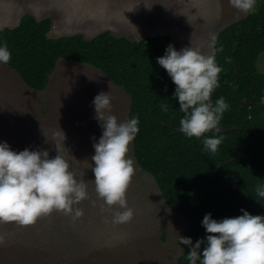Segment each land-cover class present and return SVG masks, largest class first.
<instances>
[{"label":"rangeland","instance_id":"obj_1","mask_svg":"<svg viewBox=\"0 0 264 264\" xmlns=\"http://www.w3.org/2000/svg\"><path fill=\"white\" fill-rule=\"evenodd\" d=\"M26 12L51 17L53 37L91 38L105 30L133 40L169 34L177 50L192 46L206 55L214 54L212 35L247 15L229 0H0V29L16 26ZM258 67L264 72V52ZM102 91L110 92L112 114L129 119L130 96L90 65L60 59L46 88L37 91L0 64V142L14 151L48 150L50 157L58 146L89 192L77 205L83 215L76 220L53 212L28 226L0 222V264H178L187 221L139 166L133 142L129 155L136 170L127 191L133 218L115 222V206L95 193L93 138L98 141L102 129L92 102Z\"/></svg>","mask_w":264,"mask_h":264},{"label":"trees","instance_id":"obj_2","mask_svg":"<svg viewBox=\"0 0 264 264\" xmlns=\"http://www.w3.org/2000/svg\"><path fill=\"white\" fill-rule=\"evenodd\" d=\"M52 26L51 17L39 19L26 12L16 26L1 28L0 44L6 43L11 52L10 62L2 65L14 69L37 91L46 88L60 59L90 65L123 88L131 98L129 119L138 117L140 122L133 141L134 157L154 177L166 203L186 219V237L193 243L206 238L202 220L208 213L217 220L242 215L241 209L264 215L244 195L217 189L213 180L222 162L254 153L257 136L244 130L219 133L223 140L213 154L204 150L200 139L187 138L179 130L184 114L173 97L176 85L156 59L165 54L171 35L133 40L105 30L91 38L82 33L53 37ZM221 47L222 51H216ZM263 52L264 0H257L254 14L224 27L216 38L213 55L223 71L211 98L215 102L224 97L230 105L222 126L251 128L262 135L264 143V72L258 67ZM218 181L243 189L264 205V198L255 195L256 185L264 183V148L254 158L222 168ZM188 251L185 245L178 264H188Z\"/></svg>","mask_w":264,"mask_h":264},{"label":"clouds","instance_id":"obj_3","mask_svg":"<svg viewBox=\"0 0 264 264\" xmlns=\"http://www.w3.org/2000/svg\"><path fill=\"white\" fill-rule=\"evenodd\" d=\"M229 3L244 14L257 10V0H229ZM211 41L215 43V35ZM156 59L176 85L173 97L184 114L179 130L187 138L200 139L205 151L216 153L223 140L217 135L222 133L220 122L230 105L224 97L215 102L211 98L223 71L215 55H206L192 46L177 50L170 44L165 54ZM10 60L7 44H0V64L6 65ZM109 93L100 92L92 102L94 118L102 129L99 140L93 138L92 171L95 193L109 207L115 206L114 221L125 223L134 216L127 200L136 170L129 153L140 131V122L138 117L118 120L112 114ZM163 107L167 110L166 105ZM57 149L58 155L50 157L48 150L14 151L7 141L0 142V222L28 226L53 212H62L72 220L83 215L77 205L89 198L87 185L77 178L58 146ZM255 195L264 198V183L256 185ZM241 212L242 215L220 220L206 214L202 220L206 238L195 243L190 237L180 236L179 243L190 248L186 256L188 264H264V215H253L245 209ZM3 239L0 236V242Z\"/></svg>","mask_w":264,"mask_h":264},{"label":"water","instance_id":"obj_4","mask_svg":"<svg viewBox=\"0 0 264 264\" xmlns=\"http://www.w3.org/2000/svg\"><path fill=\"white\" fill-rule=\"evenodd\" d=\"M161 125H162L163 128H165V124L164 123H161ZM220 127H221V132L222 133L229 132V131H235V130H244V131H247V132H250V133L256 135L257 138H258V148L252 154L238 155V156H235V157H233L231 159H228V160L222 162L216 168V170H215V172L213 174V180H214V184H215L216 188L217 189H220V190L234 191V192L240 193V194L244 195L252 203V205L255 208H257V209H259L261 211H264V205L262 203H260L259 201H257L253 196H251L250 194H248L243 189H241L239 187H236V186H232V185L221 184L218 181V173L225 166H227L229 164L239 163V162H242L244 160L254 158V157H256V156H258V155L261 154V152L263 151V148H264V143H263L262 135L259 132L255 131V130H253L251 128L242 127V126L224 127V126H222L220 124Z\"/></svg>","mask_w":264,"mask_h":264}]
</instances>
